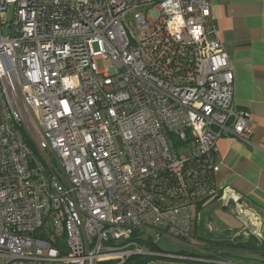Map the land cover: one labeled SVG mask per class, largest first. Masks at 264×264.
<instances>
[{"label":"built area","instance_id":"2783aa9c","mask_svg":"<svg viewBox=\"0 0 264 264\" xmlns=\"http://www.w3.org/2000/svg\"><path fill=\"white\" fill-rule=\"evenodd\" d=\"M235 91L211 0H0V264H238L196 238L246 215L215 180Z\"/></svg>","mask_w":264,"mask_h":264},{"label":"crops","instance_id":"0c3cea01","mask_svg":"<svg viewBox=\"0 0 264 264\" xmlns=\"http://www.w3.org/2000/svg\"><path fill=\"white\" fill-rule=\"evenodd\" d=\"M211 3L218 38L235 66L236 105L251 114L252 126L250 144L227 138L218 142L220 171L215 180L239 205L250 207L258 236L253 237L260 240L264 239V0ZM222 203L212 201L206 209L220 204L225 212ZM205 227L210 231L208 223Z\"/></svg>","mask_w":264,"mask_h":264},{"label":"rangeland","instance_id":"374dc122","mask_svg":"<svg viewBox=\"0 0 264 264\" xmlns=\"http://www.w3.org/2000/svg\"><path fill=\"white\" fill-rule=\"evenodd\" d=\"M5 35L8 34L7 30H5ZM98 67L100 70L104 69V64L102 61H98ZM223 204V203H222ZM246 210V215L241 216L239 215V210L237 204L234 202H230L229 204H224L225 212L223 211L222 206L220 204H216L213 209L209 207L208 209L203 211L202 218L203 225L208 223L211 226L209 231V236L217 238L219 236L225 235L227 232L229 234L230 239L236 240L238 237H243V241H248L250 237L255 236L256 229L255 226L252 225V215L250 213L252 210L250 207L241 205ZM251 210V211H250ZM214 216L213 219H206L205 217ZM245 220L247 224L245 225ZM206 237L207 234L199 228L196 233V237ZM257 236V234H256ZM258 237V236H257ZM264 239L259 240L261 243ZM157 246L163 252L168 253H179L182 251H190L191 249L177 241L169 240L167 237H162V239L157 240ZM236 257H240V259H248L251 264H257L262 260L261 257H258L255 254H248V253H234ZM237 263V262H235ZM239 263V262H238ZM115 264V263H114ZM242 264V263H239Z\"/></svg>","mask_w":264,"mask_h":264},{"label":"trees","instance_id":"16d2710c","mask_svg":"<svg viewBox=\"0 0 264 264\" xmlns=\"http://www.w3.org/2000/svg\"><path fill=\"white\" fill-rule=\"evenodd\" d=\"M198 210L201 211L202 207L200 206ZM199 228L207 234L206 237H196L201 243L205 244L204 250L209 254L207 258L215 259L220 257L237 263L251 264L252 262H250L248 259H240V257H236L234 254L248 253L261 257L263 261L257 264H264V241L260 243L256 237H250L248 241H243V237H238V239L232 240L229 237V234L231 233L228 232L223 236L214 238L209 236V231H207L205 225L201 224ZM141 244L147 245L153 251H161L157 244H146L143 241H141ZM185 252L186 251H182L181 253ZM154 259L155 258L149 257H132L125 264H150Z\"/></svg>","mask_w":264,"mask_h":264}]
</instances>
